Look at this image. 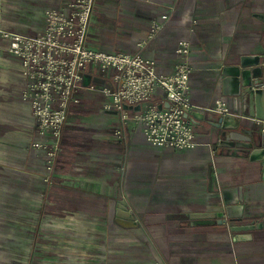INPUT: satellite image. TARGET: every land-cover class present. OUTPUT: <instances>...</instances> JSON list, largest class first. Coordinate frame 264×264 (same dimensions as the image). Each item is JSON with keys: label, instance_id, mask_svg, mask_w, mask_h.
I'll return each instance as SVG.
<instances>
[{"label": "crops", "instance_id": "crops-1", "mask_svg": "<svg viewBox=\"0 0 264 264\" xmlns=\"http://www.w3.org/2000/svg\"><path fill=\"white\" fill-rule=\"evenodd\" d=\"M70 1L1 0L0 30L38 34L45 12ZM172 10L143 56L172 74L178 42L191 41L192 150L154 146L133 123L117 137L101 91L114 71L90 65L50 168L31 147L21 61L0 41V264H264V159H251L264 149V91L252 88L254 72L264 84V65L233 74L264 56V0H96L87 45L135 52ZM219 99L228 117L215 111ZM225 212L227 222L216 216Z\"/></svg>", "mask_w": 264, "mask_h": 264}, {"label": "built area", "instance_id": "built-area-1", "mask_svg": "<svg viewBox=\"0 0 264 264\" xmlns=\"http://www.w3.org/2000/svg\"><path fill=\"white\" fill-rule=\"evenodd\" d=\"M95 5L96 0H72L66 7L50 8L45 12L42 32L35 35L0 30V41L22 64V99L29 104L35 123L31 147L46 153L51 168L70 103L88 67L95 65L103 75L114 71L112 85L101 91L107 100L104 111L118 117L114 133L117 137L122 138L126 127L133 123L154 146L179 151L197 148L196 107L191 96V41L184 38L178 42L176 52L183 60L172 74L158 73L156 62L143 56V51L170 22L174 10L151 22L147 36L138 42L135 52L107 53L87 45ZM254 65L263 66L264 56L247 60L245 69H237L233 74L246 78ZM257 70L260 74L261 69ZM257 77L254 72L252 79L256 82L252 88L263 93L264 84H259ZM157 93L162 96L160 101H155ZM215 111L223 118L231 115L223 99L216 101ZM256 124L264 135V120L257 119ZM251 159H264V149ZM216 216L228 220L226 212ZM258 225L254 223L252 229Z\"/></svg>", "mask_w": 264, "mask_h": 264}, {"label": "rangeland", "instance_id": "rangeland-1", "mask_svg": "<svg viewBox=\"0 0 264 264\" xmlns=\"http://www.w3.org/2000/svg\"><path fill=\"white\" fill-rule=\"evenodd\" d=\"M119 50H120V48L118 47V44H116L115 51H119ZM88 71H90V68H89ZM106 84H107V85H112V80L110 81L109 79H107V80H106Z\"/></svg>", "mask_w": 264, "mask_h": 264}, {"label": "water", "instance_id": "water-1", "mask_svg": "<svg viewBox=\"0 0 264 264\" xmlns=\"http://www.w3.org/2000/svg\"><path fill=\"white\" fill-rule=\"evenodd\" d=\"M0 2H1V0H0ZM94 81L98 82V83H103L104 82V80L101 79V78H96V79H94Z\"/></svg>", "mask_w": 264, "mask_h": 264}]
</instances>
